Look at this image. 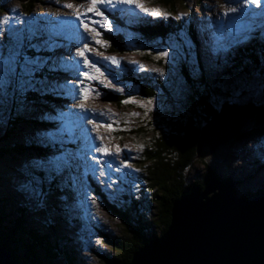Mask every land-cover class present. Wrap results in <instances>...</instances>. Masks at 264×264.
<instances>
[{"label":"rangeland","instance_id":"rangeland-1","mask_svg":"<svg viewBox=\"0 0 264 264\" xmlns=\"http://www.w3.org/2000/svg\"><path fill=\"white\" fill-rule=\"evenodd\" d=\"M40 1L35 4L28 16L37 20L33 22L35 29L42 30L43 42L41 46L43 45L42 47L51 51L53 65L60 70V72L58 71V77L49 82L47 81L46 86L49 90L61 92L63 98L62 100L59 99L61 102L53 104L52 108L54 110H49L46 108L48 106L45 105H31L24 102L19 106L18 110L23 116L22 124L18 128L6 125L9 118L7 112L5 113L4 122L0 123V150L6 149L4 153L6 155H0V199H3V197L10 199L8 205L10 210V205L12 204L14 207L23 205L25 209L31 211L29 215L24 217L27 226H32L34 229L40 230L41 233L48 234L52 239L61 236L68 256L71 257V254L74 256V264H104L102 259L107 254L113 256V252L106 245L104 237H117L122 231L109 212V208H107L110 206L105 203L101 195L110 197L111 203L129 198H133V200L138 198V184L132 178H140L138 172L140 171L139 161L149 156L152 150L151 138L149 136L145 138V135H141L139 131L143 128L146 129L148 123L156 122L159 117L164 115V108L165 110L168 109V111L175 107L179 108V103L183 104L185 99H187L185 93L189 89L185 85V79L181 74L183 65L196 79L203 76L210 82L209 84H215L219 74L226 73L228 70L232 72L234 67L232 60L238 49L249 47L253 40L256 41L255 45H251L253 50L255 49L254 47L264 49V30L257 29L252 34L253 39L246 44L230 50L227 54L213 57L206 50V42H209L210 37L217 32V18L224 11L220 5L225 4V0H175L176 4L174 7L165 6L160 0H138L148 12L158 11L162 15L153 18L134 7L125 5L103 8L112 30L106 31L99 24L90 25L95 27L100 33V39L104 44V46H100L92 41L91 34L85 33L79 27V21L74 19L77 9L83 11L87 8V0ZM230 2L234 3V0H230ZM0 3L6 10L3 14H0V19L7 15L12 18L10 22L13 28H19L23 21L22 13L24 8L22 0H0ZM66 4H71L72 7L67 8L65 7ZM115 11H123L127 17L136 18L151 27L169 25L171 21L174 22L176 20L177 16H181L183 19L178 22L179 25L176 26V30H181V26L184 29L189 25L191 26V20H194L195 26H192V29L195 28L198 39L196 50L199 60L201 61L203 58L206 68L202 66V71L199 73L198 64L194 56H188L189 46L185 44L178 46V38L172 37L171 40H162L161 44L152 42L153 44L149 48L148 45L150 44H146V47H144L145 43L141 40V36L130 29L126 30L128 31V40L124 46L126 47L125 50L113 53L111 51V43L105 39L106 36H116L120 33V27L113 21L112 17ZM249 11L256 12L257 10L251 8ZM259 11L264 12V9ZM164 13H167V19L164 18ZM85 19L99 20L100 18L87 13ZM221 19L236 29L241 24L239 18ZM199 34L207 39L202 45ZM180 38L183 39L184 35ZM85 42L88 43L90 49V51L85 53V57L90 62L95 61L97 67L104 73L103 76L97 77V80L115 81L110 87H105L103 84L97 83L96 80L79 79V70L83 68V61L75 55V52L77 47L83 48ZM92 48H95L96 51H91ZM194 49L191 52L194 53ZM160 51H169V57L167 59H158L157 55ZM149 52L152 54L150 58L145 56ZM174 56L177 58L173 59ZM106 58H115L120 62L119 66L109 64ZM129 61L132 63L129 64ZM132 65L137 66L139 70H136ZM154 69H158L164 75L160 76L159 72L154 71ZM84 70L91 71V69ZM243 76H240L238 81L235 78L227 80L230 82L227 83L226 81L227 87L224 84L216 83L218 87L215 93L223 94L227 91L226 88L229 91L238 89L232 95L230 102L240 106L251 103L250 98L259 93L262 99L255 98V100L259 101L263 107L264 92H258L257 89L254 90L251 87V81H257L259 77L253 78V75L250 74L242 78ZM136 77L139 80L130 81ZM172 77L176 80L174 84ZM164 79H167L168 84H165ZM78 81L81 88L94 90L90 93V98L86 101L85 111L83 112L76 107L80 102V88L76 87ZM144 81H150L158 85V92L162 95H164L165 90L168 91L170 95H164L165 98H170L168 102L164 104V101H160L158 96H156L153 100L152 110L148 112L147 116H145V109L136 106V104L118 106L109 102L108 97L110 95L117 97L126 96L125 99L134 98L137 103L145 101L138 96L140 84L145 83ZM43 86L45 85L43 84ZM161 86L165 89L163 90ZM242 87L243 91L240 92ZM117 88L121 89V91L117 92ZM244 90H246L247 94ZM96 92H99L100 95H95ZM243 92L246 96L240 98L239 95ZM210 98L215 105L220 103L221 106L227 102L225 100L222 101V98L218 97L212 98L210 96ZM171 100H174V102ZM96 106L102 108V112H99L100 115L102 114L101 118L90 117L91 111L93 112L92 109ZM58 115L62 118H68L70 122L69 128L66 129L65 127L64 131L60 132L62 126L57 124L54 127L41 126V122L57 120ZM34 117L41 120L38 125L33 120ZM88 119H93L97 123L112 124L113 128L118 130L108 131L101 127L93 131ZM249 123H251L250 126H248ZM244 127L239 137L218 148L208 158L203 159L211 168H215L219 176L235 182L233 189L239 197H242L246 192L264 190V119L253 118ZM72 128L79 136L81 142H76L74 148L69 149L67 148L69 144L64 141V136L61 134H66ZM135 130H138V135L134 132ZM48 134H56V144L61 146L58 150L59 152L61 150L81 152V159L79 160L81 166L75 175L82 181V186L79 183L71 186L70 194L61 191L50 194L49 203L61 210V212H55L57 213L56 216L51 213L52 211L49 212L48 208L41 204L40 201L39 206H37L36 198L22 188V185L27 182V171L33 161L58 154L57 150L51 147V143L47 142ZM97 135L102 138L100 141L96 140ZM29 138L47 142L46 144L50 146V149L46 152V155H40L36 151L29 150L25 154L19 155L9 152L6 148L11 140L12 143L21 142L27 144L26 141L28 142ZM101 143L109 149L112 153L111 156L102 157L95 151V148L100 146ZM117 147L121 150L119 155L116 154ZM89 155L92 157L91 160L87 159ZM123 158H127L128 168L120 167ZM97 159L111 161L113 166L109 169L103 163L95 164L94 161ZM85 166H88L86 174ZM92 168H95L94 175L91 171ZM101 170H104V176L101 175ZM202 173V165L196 164L187 171L186 177L192 183ZM112 180H116V183L112 184ZM66 183L63 180L62 186H65ZM92 200H96L97 203L93 205L91 203ZM75 218H79L76 223L73 222ZM55 222H57V227ZM157 233L156 231L155 234ZM97 241H100V243L98 244ZM139 244H142V242ZM57 263L62 264L61 261Z\"/></svg>","mask_w":264,"mask_h":264},{"label":"trees","instance_id":"trees-1","mask_svg":"<svg viewBox=\"0 0 264 264\" xmlns=\"http://www.w3.org/2000/svg\"><path fill=\"white\" fill-rule=\"evenodd\" d=\"M22 2L24 8L23 13L21 12L23 21L19 29L24 30L25 33H34L35 38L33 43L41 46L43 42L42 33L34 28L33 21L35 19L28 16L33 10L35 4L41 1L22 0ZM160 2L165 6L170 7H174L176 4L175 0H160ZM5 11V8L0 3V14H3ZM178 22H180V20L176 19L174 22L171 21V24L165 26H136L138 27L136 30L139 32L141 40L145 43L144 47H146V44H150L148 47L151 48V45L158 40H171L172 37L178 38V46H180L182 45L179 40L180 36L184 35L186 39L189 37V34L190 37L192 36V23L194 24V22L192 21L191 26L189 25L185 29L181 26V30H176V26L179 25ZM193 38V40L189 38L187 40L190 47L192 49L195 48L194 53L189 50L188 56L192 57L193 55L198 64V68H201L203 65V58L202 61L199 60L196 50L197 43L194 36ZM105 40L111 43V51L113 53L122 52L126 48L124 46L128 40V32L124 29L116 36H107ZM255 43V41H252L251 45H255ZM251 45L247 48L238 49L236 51L234 59L232 60L234 64L232 72L228 70L226 73L219 74L215 84H209L210 82L203 76L196 79L189 70L185 69L186 66L183 65L181 74L185 79V85H187L189 89L187 93H185L187 99H185L183 104L179 103V108L175 107L170 111H168V109L165 110L164 108V115L159 117L156 122L153 121V123H148L146 129L143 128L139 131L141 135H145V138L148 136L151 138L152 150L150 151L151 153L149 156L144 157L145 159L139 161L140 171L138 172L140 178H132V180L136 181L138 184V198L136 200L129 198L120 202L116 201L115 203H111L109 200L110 197L101 195L105 203L110 206L107 208H109V212L119 224L122 231L117 237H104L106 245L113 252V256L107 254L106 257L102 259L104 264H128L137 250L153 239L159 238L165 232L170 223V211L173 202L177 200L183 192L189 190L193 186H198L203 190L209 182L211 174L217 175L221 180L235 183L230 179H225L222 176H219L216 173L217 171L215 168H211L203 160L197 159L196 145L201 129L214 115L217 114L220 108V103L215 105L211 101L210 96H212V98H222V101L225 100L229 103L232 95L236 93V90L238 91V89H232L229 91V89L226 88L227 91L223 94L215 93L216 88L218 87V84L216 83L224 84L225 87H227V80L235 78V80L238 81L240 76H247V74H250L253 75V78L259 77V80L251 81V87L254 90L257 89L258 92H264V49L254 47V50L258 51L255 52ZM42 48L45 49L44 47ZM150 52L145 56L150 58L152 55ZM50 54L51 52L47 49L39 53H29V55L32 56L39 55L44 57L48 61V66L43 72L38 74V78L42 81L44 80V83L37 86V91L28 94L24 102L31 105H45L48 106L46 108L49 110H54L52 108L53 104L61 101L63 97L54 91L49 90L46 86L47 81L49 82L57 77V73H55L56 67L53 65L52 60H49L51 59ZM48 68L54 70L49 71ZM244 76L242 78H244ZM180 77L182 79L181 75ZM137 79L139 80V78L136 77L130 81L135 82ZM164 80L165 84H168L167 79ZM172 80L173 84L176 83L174 77H172ZM144 82L145 83L140 84V90L138 92V96L142 100H154L155 97L158 96V99H160V101L163 100L164 104L168 102L170 98H165L164 96L170 95L168 91L165 90L164 95H162L158 92V85H155L150 81ZM227 83L230 82L227 81ZM43 84L45 86H43ZM162 89L164 90L165 88ZM241 91H243V87L240 89V92ZM244 92L246 93V90H244ZM244 92L239 95L240 98L246 96L247 93L245 94ZM125 97L126 96L117 97L110 95L108 100L110 103L120 106L122 105L121 101L124 100ZM255 98L262 99L261 94L257 93L256 96L251 97L250 99L255 107H262L259 101L255 100ZM171 101L174 102V100ZM8 118L9 120L6 125L9 127L13 126L18 128V126L22 124V113L15 109L10 116L8 115ZM255 118L264 119V106L262 112ZM33 120H35L36 125L41 121L36 117H34ZM69 123L68 118L57 117V120H54L53 122H41L40 124L41 126L50 127H54L57 124L62 125L64 129L65 127L67 129L69 128ZM250 125L251 123L248 124V126ZM134 132L138 135V130H135ZM62 135L64 136V141L69 144L67 147L69 149H73L76 142H81L73 128L66 134L62 133ZM26 143L27 144L21 142L12 143L11 140L6 148L9 152L19 155H23V153L25 154L27 150L36 151L40 155H46V152L50 149V146H47L46 144L47 142H43L36 138H29V141H26ZM51 147L57 150L56 152L59 154L58 150L61 146L56 143H51ZM5 150H0V155H6L4 154L6 152ZM196 164L202 165L203 173L198 175L197 180L190 183L186 174L187 171L192 169ZM27 174L29 175V170L27 171ZM62 183L63 179L60 178H57L51 183H45L42 186L43 195L39 200L40 203L44 204L49 212L52 211L51 213L55 216L57 215L55 212H61V210L49 203L50 194L60 191L70 194L71 186H73L68 182L65 186H62ZM233 188L234 186H232V190H234ZM263 191V189H260L255 192H246L242 197L251 198ZM9 203V198L3 197V199H0V246L11 254L17 264H58V261H61L62 264H74V256H72L69 249L71 257L68 256L61 236L52 239L48 234L41 233L40 230L34 229L32 226H27L24 217L29 215L31 211L25 209L23 205H17L18 207H14L12 204L10 205V210L8 207ZM75 221L76 220L73 222L75 223ZM55 224L57 227V222H55ZM156 231L158 232L157 234H155ZM140 242H142V244H139Z\"/></svg>","mask_w":264,"mask_h":264},{"label":"snow or ice","instance_id":"snow-or-ice-1","mask_svg":"<svg viewBox=\"0 0 264 264\" xmlns=\"http://www.w3.org/2000/svg\"><path fill=\"white\" fill-rule=\"evenodd\" d=\"M114 5H125L134 7L146 15L153 18L159 17L162 14L158 11L148 12L138 0H87V8L81 11L77 9L74 19L79 21V27L83 29L85 33H90L92 41L96 45L104 46L100 39V33L95 27L90 25L99 24L101 28L106 31H111L109 19L104 14L103 8H108ZM65 7L71 8V4H66ZM224 9L217 18V32L210 37L209 42H206V50L213 56L219 57L221 54H227L230 50L235 49L238 46L246 44L253 39V33L257 30H264V12H260V9H264V0H225V4L220 5ZM254 8L257 11L252 12L249 9ZM14 11V10H13ZM87 13H91L94 17H99V20L85 19ZM164 18L167 19V13H164ZM221 18H239L241 24L238 29L233 28ZM9 16H5L0 19V123L4 122L5 113L10 116L12 111L19 110V106L24 103L27 98V94L38 90V85L44 83V81L37 78L38 74L43 72L48 66V61L39 55H29L30 52L39 53L44 51L41 46L33 43L35 38L34 33H25L24 30L19 28H13ZM177 20L183 19L181 16L176 17ZM182 39V38H180ZM186 46L188 42L185 41ZM90 51L88 43H84L83 48L77 47L75 55L83 61V68L79 70V79L94 81L103 84L105 87H110L115 81H103L97 80V77H101L104 73L97 67L95 61H91L85 57V53ZM91 51L95 52L96 49L92 48ZM182 54V53H179ZM169 57V51H160L157 58ZM177 57L174 56L173 59ZM108 63L114 66H119L120 62L115 58H106ZM132 62L129 61V64ZM84 69H91V71H85ZM49 71L54 69L48 68ZM154 71L159 72L158 69ZM160 76H163V72H159ZM75 78V77H74ZM77 88H80V102L76 105L77 109L81 112L85 111V103L90 98V93L94 90L90 88H81L79 81L76 84ZM117 92L121 89L117 88ZM95 95L99 96L100 93L96 92ZM124 105L136 104V106L145 109V116L152 110L153 100L148 99L146 102L142 101L137 103L134 98H128L121 101ZM102 115V114H101ZM88 123L92 125L93 131L103 127L108 131H116L118 129L113 128L109 123H97L93 119H88ZM63 126L60 128V132H63ZM102 138L97 135L96 140L100 141ZM47 142L55 144L56 134H48ZM71 142V141H70ZM63 143V141H61ZM142 150V149H141ZM95 151L100 156H111L112 153L106 148L103 143L95 148ZM119 147L116 148V154H120ZM81 159V152H71L61 150L59 154H53L45 158L33 161L29 166V175L27 182L22 185V188L35 197L37 200V206H39V200L43 195L42 186L47 182L51 183L57 178L63 179L69 184L82 186V181L75 175L80 168L79 160ZM87 159L91 160L89 155ZM95 164H105L107 168H111V161H104L97 159ZM122 168H128L127 158H123L120 164ZM88 166H85V174L87 173ZM93 175L95 174V168L91 169ZM101 175L104 176V170H101ZM112 184L116 183V180L111 181ZM91 203L95 205L96 200H92ZM99 244L100 241H97Z\"/></svg>","mask_w":264,"mask_h":264},{"label":"water","instance_id":"water-1","mask_svg":"<svg viewBox=\"0 0 264 264\" xmlns=\"http://www.w3.org/2000/svg\"><path fill=\"white\" fill-rule=\"evenodd\" d=\"M263 110L252 103H223L201 129L197 159H206L242 134ZM234 183L211 174L172 204L165 232L137 250L128 264H264V191L238 197ZM0 264H17L0 246Z\"/></svg>","mask_w":264,"mask_h":264},{"label":"bare ground","instance_id":"bare-ground-1","mask_svg":"<svg viewBox=\"0 0 264 264\" xmlns=\"http://www.w3.org/2000/svg\"><path fill=\"white\" fill-rule=\"evenodd\" d=\"M193 22H194V24H195V21L193 20ZM205 30L206 31H208V29L207 28H205ZM201 45L203 44V43H205L206 41H207V39L203 36V35H201ZM203 47V46H202ZM204 48V47H203ZM204 51H206V50H204ZM207 53V52H206ZM136 70H139L138 68H137V66H134V65H132ZM133 69V68H132ZM133 71H134V69H133ZM93 112L91 111V113H90V117H94V118H101L100 116V114H99V112L101 111L102 112V108L101 107H98V106H96V107H94L93 109Z\"/></svg>","mask_w":264,"mask_h":264}]
</instances>
